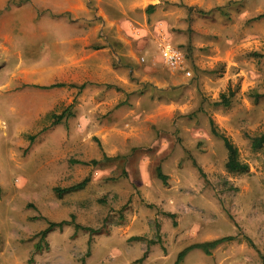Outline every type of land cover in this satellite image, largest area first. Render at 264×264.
<instances>
[{
  "label": "rangeland",
  "instance_id": "1",
  "mask_svg": "<svg viewBox=\"0 0 264 264\" xmlns=\"http://www.w3.org/2000/svg\"><path fill=\"white\" fill-rule=\"evenodd\" d=\"M155 22L191 77L169 71L175 85L135 96L105 87L98 107L19 84L14 110L0 104V264H175L225 237L179 264H263L264 0H161ZM213 128L245 172L226 169Z\"/></svg>",
  "mask_w": 264,
  "mask_h": 264
},
{
  "label": "crops",
  "instance_id": "2",
  "mask_svg": "<svg viewBox=\"0 0 264 264\" xmlns=\"http://www.w3.org/2000/svg\"><path fill=\"white\" fill-rule=\"evenodd\" d=\"M160 1L0 0V63L14 62L10 69L0 67L1 106L14 110L19 84L38 86L41 95L61 102L82 90L80 103L92 107L104 106L96 93L105 87L135 96L144 86L155 91L175 85L180 77L159 55L168 74L155 63Z\"/></svg>",
  "mask_w": 264,
  "mask_h": 264
},
{
  "label": "trees",
  "instance_id": "3",
  "mask_svg": "<svg viewBox=\"0 0 264 264\" xmlns=\"http://www.w3.org/2000/svg\"><path fill=\"white\" fill-rule=\"evenodd\" d=\"M221 100L220 102L216 103V105H223L224 107H228L229 106V98H226L225 95H221ZM70 114H66V112L64 114H61L60 116H54L56 118V122L55 123H60L64 118H68ZM211 127L212 126V122L210 121ZM213 134L216 136H219L227 150V161L225 164L226 169L229 172H245L247 170V166L242 164L238 158H237V151L236 148L229 142V140L224 137V136H220L216 131H214V128L212 129ZM264 144V134H262L261 136H259L258 138H253L252 139V147L253 148H260L262 145ZM95 163V162H93ZM196 165V164H195ZM199 172H202V170L200 168H198ZM156 177L157 179H159L163 184L166 183V176L162 175V172L160 170V168H156ZM86 182L87 180L83 181L80 184L74 185L70 188L67 189H55V192L58 193L59 195L61 194H65V193H69V192H75V191H80L82 189H84V187L86 186ZM63 225H66V222H61V223H50L47 227L46 230H44L43 232H41V236L43 239L46 238L47 234L50 233L51 231H53L54 228H61ZM76 228H78V226H76ZM233 237H225V238H221L218 240H214L211 242H204V243H200V244H196L193 246H190L188 248H184L177 256V260L175 262V264H179L185 257L186 255L191 252L192 250H200L202 251L205 255H209L210 251L213 250L214 248H217L219 245H221L224 242L227 241H231L233 240ZM263 264H264V258H263Z\"/></svg>",
  "mask_w": 264,
  "mask_h": 264
},
{
  "label": "built area",
  "instance_id": "4",
  "mask_svg": "<svg viewBox=\"0 0 264 264\" xmlns=\"http://www.w3.org/2000/svg\"><path fill=\"white\" fill-rule=\"evenodd\" d=\"M158 49L163 64L169 70L181 72L186 77H191V71L186 65L185 58L180 50L170 44L160 45Z\"/></svg>",
  "mask_w": 264,
  "mask_h": 264
}]
</instances>
